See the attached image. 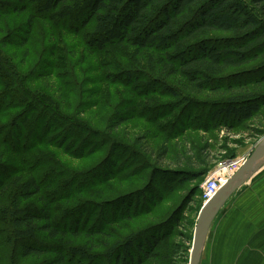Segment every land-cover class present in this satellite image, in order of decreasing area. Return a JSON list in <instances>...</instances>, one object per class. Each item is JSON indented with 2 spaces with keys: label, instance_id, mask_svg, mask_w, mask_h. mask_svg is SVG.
<instances>
[{
  "label": "rangeland",
  "instance_id": "1",
  "mask_svg": "<svg viewBox=\"0 0 264 264\" xmlns=\"http://www.w3.org/2000/svg\"><path fill=\"white\" fill-rule=\"evenodd\" d=\"M31 13H36L31 1L29 9L22 13H0V41L17 40L19 45L23 41L21 38L27 37L24 35L25 25ZM93 29L92 22L87 25L81 22L70 24L68 20L56 21L51 15H44L35 19L24 47L9 44L0 49L11 63L9 72L16 78L15 84L6 87L17 89L16 92L24 97L20 103L11 102L9 107L0 111V166H4V169L0 167V173H5L0 185V205L6 210L11 209L13 199L20 191V179L25 180L32 174L41 185V193L21 200V207L38 209L47 203L54 225L59 220V226H68L67 229H73L76 218L78 221L80 219V236L69 234L64 244L82 246L92 252L96 255L92 264H117L113 250L119 251L120 244L133 234L140 233L134 240L138 241L139 238L143 241L161 221L167 219L169 215L164 214L165 211L171 212L174 206H179L177 215L182 218L178 220L169 241L177 251L172 260L174 264H190L204 197L199 205L201 193L197 192V182L190 181L183 186H179V183L182 178L194 177L188 171L201 167L198 161L200 157L206 163H212L210 173L220 160L233 159L227 155L228 149H234L235 156L242 155L241 152L250 156L257 143L264 138V125L260 121L246 122L239 127L234 125L235 128L229 130L218 123L213 124L210 115L215 111L214 104L234 97L232 95L242 81H251L245 84L250 91L264 92L252 84L260 77L257 71L264 64V57L228 69L220 76L223 80L213 83L219 86L217 92L209 89L204 94L194 96L184 90L181 93L183 98L179 99L161 92H153L148 97L150 91H144L142 94L146 98H143L137 94L134 85L128 84V81H136L135 77L124 80L125 74L131 72L144 80L151 76L165 80L155 65L162 55L153 52L154 71L146 66L150 59L147 49L140 51L142 57L133 48L91 54L86 46L87 36ZM206 37L221 40L231 36L212 32ZM168 81L180 96L183 90L181 78L171 77ZM223 82H229L232 87L220 85ZM3 89H6L5 85L0 87V91ZM133 100H136L135 104L138 103V114L110 134L105 132L109 118L114 113L128 115L129 104ZM144 103L145 106L160 104L159 107L167 110L157 116H147L142 109ZM53 114L63 119L60 122L49 121ZM262 115L264 117V108ZM25 117L28 121H23ZM190 118L189 127L183 129ZM64 119L70 121V128L68 125L62 126ZM23 122H26L25 127L22 126ZM159 123L174 126L169 138L158 132ZM195 123L204 126L192 129ZM36 124L41 128L40 133L35 131ZM79 126L83 127L82 130H79ZM86 130L90 134L87 132L83 135L88 138L76 140V134ZM175 131H178L177 135ZM21 132L24 134L20 137ZM15 133L22 139L23 148L22 144L19 146L20 140ZM207 143L211 144L209 151H201ZM162 146L168 150L164 157H161L162 152L159 154ZM151 167L156 171L170 172L171 176L160 177L162 183L164 178L173 182L174 186L173 195L155 209L154 204L160 200L156 199L158 191L155 182L149 181ZM224 169V172L229 171L227 166ZM143 192L149 194L148 200L142 196ZM152 198L154 200L149 201ZM224 209L226 211L227 206ZM128 212L131 214L128 215ZM70 214L74 215L71 218L73 221L65 220ZM220 218L219 215L208 233L200 264H209L206 260L209 262L214 254L213 249L207 247V242L221 236L222 230L216 224ZM229 219L231 227L234 221L232 229L236 230V217ZM12 230L8 216L0 220V264H45L54 255L48 253L38 258L23 259L19 254L20 241L14 238ZM45 235L40 234V238H46L60 248L58 239L51 240ZM47 240L43 241L46 245L49 244ZM170 251L166 248L161 253L164 257ZM134 257L135 262L143 260L136 264H156L146 261L138 252Z\"/></svg>",
  "mask_w": 264,
  "mask_h": 264
},
{
  "label": "trees",
  "instance_id": "2",
  "mask_svg": "<svg viewBox=\"0 0 264 264\" xmlns=\"http://www.w3.org/2000/svg\"><path fill=\"white\" fill-rule=\"evenodd\" d=\"M29 1L34 4L36 13H31L26 21L24 35L27 37L21 38L23 41L19 45L17 40L7 41L3 39L0 41V49L9 44L24 47L29 40L35 19L40 16L51 15L56 21L65 19L70 24L81 22L87 25L92 22L94 29L87 36L86 46L89 53L114 52L117 49L133 48L142 57L143 54L140 51L145 49L150 51V59L146 66L155 71L154 66L156 65V70L159 68L166 81L154 76L144 80L142 76H134L131 72H127L124 79L132 80L135 77L136 81H128V84L129 86L134 85L137 94L143 98L146 96L142 92L147 91H150L148 97L153 92H161L177 96L179 99L184 90L194 96L204 94L209 89L217 92L219 86L213 83L223 80V77L220 76L228 69L245 65L251 59L264 57V0H246L245 2L244 0H0V13H6V15L12 12L22 13L29 9ZM247 1L248 3H246ZM248 4L252 8H249ZM212 32H223L231 37L221 40L206 37ZM153 52L162 55V58H158L155 65ZM10 66L9 59L0 51V87L5 85L6 88L0 91V111L4 107H9L11 102L12 104L20 103L24 98L21 93L16 92L17 89L12 90L6 87L15 84L16 80V78L14 79L15 76L8 70ZM257 72L260 77L252 84L254 87L257 86V88L264 90V64L260 66ZM128 73L129 75H127ZM171 77L181 78L180 85H182L183 90H181L180 96L172 84L167 83ZM229 82H223L220 85L226 84L227 88H231L232 84L230 85ZM247 83H251V81H242L238 85V90L232 95L234 97L225 102L214 104L215 111L210 114L213 124L218 123V125L229 130L235 128L234 125L239 127L246 122L260 121L264 125V120H262L264 119L262 115L264 92L260 90L250 91L245 86ZM135 101L130 102L128 115L114 113L109 118L105 132L110 134L124 122L133 119L134 114H138L139 106L137 102L135 104ZM159 106H145L144 103L142 109L146 115L154 114L157 116L161 111L167 110L165 107ZM52 117L49 120L51 122H60L63 119H60V115L56 114H53ZM26 119V117L23 118V121H28ZM186 121L183 129L186 126L189 127L190 122L188 121H191V118ZM25 123L23 122V127H25ZM62 124L64 127L67 125L69 128L71 127L70 121L67 119H64ZM159 125L157 127L158 132H162L166 138H169L174 132L175 128L171 123H159ZM200 126L203 127L204 125L195 123L191 128L198 129ZM35 128L36 133H40L41 128L38 124ZM78 128L82 130L83 127L79 126ZM85 133L90 134V131H79L76 134V140L87 139L88 137L85 138L83 135ZM177 133L178 131H175V135ZM15 134L13 136H16ZM22 134L24 133L21 132L20 137ZM17 137L20 140L19 146L21 147L22 144L23 148L22 139L19 138V135ZM210 148L211 144L207 143L200 150L206 152ZM160 150L159 154L162 152L161 157L168 154L167 147L162 146ZM200 150L199 153L201 154ZM226 153L229 158L236 157L234 149H228ZM202 156L204 157L203 154ZM201 158L198 160L201 162L199 163L201 167L188 171L194 177L182 178L179 183V186L190 181L198 183L197 192L201 193L199 205L202 203L204 194L201 185L212 167V163L208 164ZM1 168L4 169V166ZM151 169L149 181L150 183L151 181L155 182L154 186L158 191L156 199L160 200L154 204L155 209L173 195L172 188L174 186H172L173 182L164 179L169 175L171 176L170 172L156 171L154 167ZM164 171L170 170L164 169ZM4 174V172L3 174L0 173V185H2ZM161 175L164 177L163 183ZM19 188L20 191L13 199L11 209L6 210L0 205V215H3L0 220L9 217L13 229L12 234L14 238L20 241V256L23 259H28L52 253L54 255L51 259H47L45 264H84V262L92 264L96 257L92 252L87 251L82 246L64 244L67 235L80 236L81 231L78 229L80 219L78 221L76 218L77 222L73 229H67L68 226H59V220L57 221L58 224L55 223L56 225H54L51 210L47 203L38 209L21 207V200H28L41 193V185L32 174H29L25 180L20 179ZM151 192L153 193V191ZM146 193L143 192L142 196L144 195L145 200H148L149 194ZM188 195L190 196V194ZM152 200L154 199L149 201ZM177 208L174 206L171 212L168 211L169 213L165 211L164 214L169 215L167 219L163 220L164 222L161 221L143 241L139 238H137L138 241L134 240L140 236V233L133 234L123 244H120L119 251L113 250L117 264L142 263L143 260L134 261L136 252L146 261L156 264H174L172 257L177 251L173 248V243L169 241L174 229L178 226V220L180 217L182 218V216L177 215L179 213ZM130 214L128 212V215ZM72 216L74 217L73 214H70L65 220L73 221ZM40 234H46L45 236L51 240L58 239L60 248H56V244L49 243L50 240L40 238ZM44 240H47L49 244L46 245ZM166 248L170 249L171 253L163 257L161 252Z\"/></svg>",
  "mask_w": 264,
  "mask_h": 264
},
{
  "label": "crops",
  "instance_id": "3",
  "mask_svg": "<svg viewBox=\"0 0 264 264\" xmlns=\"http://www.w3.org/2000/svg\"><path fill=\"white\" fill-rule=\"evenodd\" d=\"M234 194L225 204L227 210L224 206L219 213L221 220L216 224L222 233L207 242L214 254L206 261L209 264H264V167ZM233 217H236V230L232 229L234 221L232 227L229 222Z\"/></svg>",
  "mask_w": 264,
  "mask_h": 264
},
{
  "label": "water",
  "instance_id": "4",
  "mask_svg": "<svg viewBox=\"0 0 264 264\" xmlns=\"http://www.w3.org/2000/svg\"><path fill=\"white\" fill-rule=\"evenodd\" d=\"M264 167V138L255 146L253 152L236 173L222 185L209 201L204 203L199 213L190 264H200L211 226L232 195L259 170Z\"/></svg>",
  "mask_w": 264,
  "mask_h": 264
},
{
  "label": "built area",
  "instance_id": "5",
  "mask_svg": "<svg viewBox=\"0 0 264 264\" xmlns=\"http://www.w3.org/2000/svg\"><path fill=\"white\" fill-rule=\"evenodd\" d=\"M249 157L248 154L238 155L233 159H223L220 160L213 171H211L205 179L203 183V197L204 203L209 201L219 189L224 185L228 179H230V175H234L236 171L245 163L247 158ZM229 168V171H223L224 166ZM225 170V169H224ZM215 193V194H214ZM214 194V195H213Z\"/></svg>",
  "mask_w": 264,
  "mask_h": 264
},
{
  "label": "bare ground",
  "instance_id": "6",
  "mask_svg": "<svg viewBox=\"0 0 264 264\" xmlns=\"http://www.w3.org/2000/svg\"><path fill=\"white\" fill-rule=\"evenodd\" d=\"M232 176H233V175H232ZM202 188H203V185H202ZM214 194H215V193H214ZM214 194H213V195H214ZM206 202H207V201H206Z\"/></svg>",
  "mask_w": 264,
  "mask_h": 264
}]
</instances>
